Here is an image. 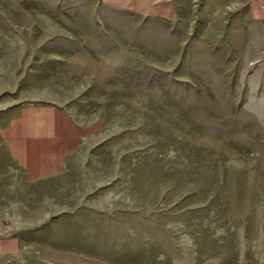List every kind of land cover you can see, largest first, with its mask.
I'll list each match as a JSON object with an SVG mask.
<instances>
[{"label":"rangeland","instance_id":"rangeland-1","mask_svg":"<svg viewBox=\"0 0 264 264\" xmlns=\"http://www.w3.org/2000/svg\"><path fill=\"white\" fill-rule=\"evenodd\" d=\"M35 102L103 124L113 184L33 264H264V21L0 0V117Z\"/></svg>","mask_w":264,"mask_h":264},{"label":"crops","instance_id":"crops-1","mask_svg":"<svg viewBox=\"0 0 264 264\" xmlns=\"http://www.w3.org/2000/svg\"><path fill=\"white\" fill-rule=\"evenodd\" d=\"M102 3L164 23L178 20L183 12L209 19L226 11L249 22L264 21V0ZM110 146L99 120L75 119L54 103H28L0 117V264H33L27 253L41 250L33 246L39 235L88 233V219L107 217L92 211H103L102 195L113 184L104 173ZM75 199L84 202V212L76 215L68 213L74 206L67 205ZM73 216L82 220L67 225L66 218ZM36 257L46 259L40 253Z\"/></svg>","mask_w":264,"mask_h":264}]
</instances>
